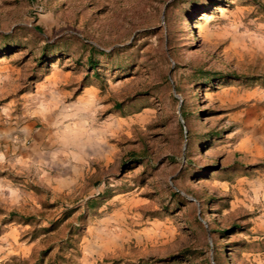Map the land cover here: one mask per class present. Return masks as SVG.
<instances>
[{
	"label": "rangeland",
	"instance_id": "1",
	"mask_svg": "<svg viewBox=\"0 0 264 264\" xmlns=\"http://www.w3.org/2000/svg\"><path fill=\"white\" fill-rule=\"evenodd\" d=\"M0 34V264H264V0H0Z\"/></svg>",
	"mask_w": 264,
	"mask_h": 264
},
{
	"label": "trees",
	"instance_id": "2",
	"mask_svg": "<svg viewBox=\"0 0 264 264\" xmlns=\"http://www.w3.org/2000/svg\"><path fill=\"white\" fill-rule=\"evenodd\" d=\"M7 35L6 34H0V37H6ZM102 53V52H101ZM86 61H87V64L88 65H92V67H93V64H92V58H91V56L89 55L88 56V58L86 59Z\"/></svg>",
	"mask_w": 264,
	"mask_h": 264
}]
</instances>
